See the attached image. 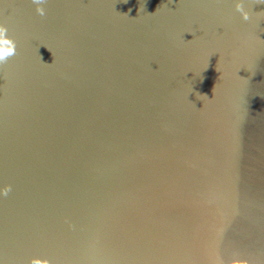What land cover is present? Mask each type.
<instances>
[{
	"label": "water",
	"instance_id": "1",
	"mask_svg": "<svg viewBox=\"0 0 264 264\" xmlns=\"http://www.w3.org/2000/svg\"><path fill=\"white\" fill-rule=\"evenodd\" d=\"M44 7L0 0V264H264V0Z\"/></svg>",
	"mask_w": 264,
	"mask_h": 264
},
{
	"label": "clouds",
	"instance_id": "2",
	"mask_svg": "<svg viewBox=\"0 0 264 264\" xmlns=\"http://www.w3.org/2000/svg\"><path fill=\"white\" fill-rule=\"evenodd\" d=\"M32 4L36 6V12L41 17L46 15V10L44 5L47 4V0H32ZM236 11L241 14V17L244 21H248L250 19L249 12L245 10L242 3H237L235 5ZM131 9H129V12ZM7 28L3 25H0V64H4L7 62L8 58L14 56L16 54V44L15 42L7 38ZM42 59V58H41ZM215 90V86L213 88V93ZM202 98L207 99V95H203ZM11 191V186H5L3 189H0V196L7 197L9 192ZM30 264H49V261L44 259H33Z\"/></svg>",
	"mask_w": 264,
	"mask_h": 264
}]
</instances>
